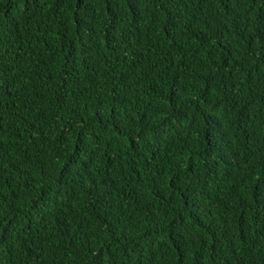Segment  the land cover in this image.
I'll return each mask as SVG.
<instances>
[{"label":"trees","instance_id":"16d2710c","mask_svg":"<svg viewBox=\"0 0 264 264\" xmlns=\"http://www.w3.org/2000/svg\"><path fill=\"white\" fill-rule=\"evenodd\" d=\"M0 264H264V0H0Z\"/></svg>","mask_w":264,"mask_h":264}]
</instances>
